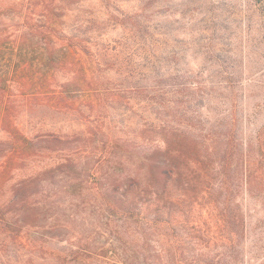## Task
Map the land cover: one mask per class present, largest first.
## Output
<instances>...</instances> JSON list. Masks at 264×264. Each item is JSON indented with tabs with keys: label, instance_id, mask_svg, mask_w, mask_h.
Masks as SVG:
<instances>
[{
	"label": "trees",
	"instance_id": "trees-1",
	"mask_svg": "<svg viewBox=\"0 0 264 264\" xmlns=\"http://www.w3.org/2000/svg\"><path fill=\"white\" fill-rule=\"evenodd\" d=\"M85 1L0 0L17 18L0 23L12 264H264V124L176 118L148 26L126 15L116 50L99 38L111 20L67 25ZM44 110L85 127L22 131Z\"/></svg>",
	"mask_w": 264,
	"mask_h": 264
},
{
	"label": "rangeland",
	"instance_id": "rangeland-1",
	"mask_svg": "<svg viewBox=\"0 0 264 264\" xmlns=\"http://www.w3.org/2000/svg\"><path fill=\"white\" fill-rule=\"evenodd\" d=\"M80 7L68 11L67 25L84 17L111 20L99 38L116 50L128 46L131 33L118 25L126 15L139 17L148 26L145 35L153 39L162 71L169 66L174 78L171 99L176 118L195 117L204 128L215 121L239 119L240 130L246 133L264 124V0H88ZM16 21L6 17L0 23ZM21 120L24 132L85 127L77 115L51 110L34 116L25 112ZM1 142L0 264H12L13 212H4L3 204L13 195V137L0 126Z\"/></svg>",
	"mask_w": 264,
	"mask_h": 264
}]
</instances>
